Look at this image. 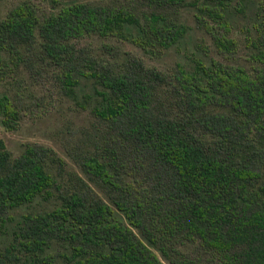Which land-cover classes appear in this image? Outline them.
Listing matches in <instances>:
<instances>
[{
    "label": "trees",
    "instance_id": "obj_1",
    "mask_svg": "<svg viewBox=\"0 0 264 264\" xmlns=\"http://www.w3.org/2000/svg\"><path fill=\"white\" fill-rule=\"evenodd\" d=\"M20 73L92 120L69 161L0 137V264H264V0H27L0 21Z\"/></svg>",
    "mask_w": 264,
    "mask_h": 264
},
{
    "label": "rangeland",
    "instance_id": "obj_2",
    "mask_svg": "<svg viewBox=\"0 0 264 264\" xmlns=\"http://www.w3.org/2000/svg\"><path fill=\"white\" fill-rule=\"evenodd\" d=\"M24 1L27 0H3L0 3V21L11 9ZM31 1L45 9L49 0ZM200 37L201 34H197L196 38ZM88 42L95 47L102 43L99 39H91ZM123 47L143 60L148 67L162 72L172 71L180 60L177 51L151 56L129 43L123 44ZM244 54L242 48L241 55ZM55 90L51 81L37 79L34 83L22 73L19 76L0 75V97L7 93L17 94L21 97L22 108H28V116L23 119L16 131H7L0 125V137L15 156L19 155L23 144L36 143L49 146L61 157L70 160L68 157L70 146L75 145L81 131L89 128L92 118L88 112L77 109L71 102H64Z\"/></svg>",
    "mask_w": 264,
    "mask_h": 264
}]
</instances>
